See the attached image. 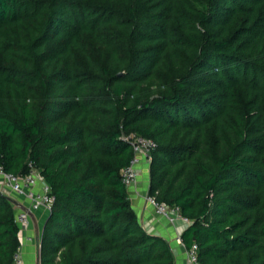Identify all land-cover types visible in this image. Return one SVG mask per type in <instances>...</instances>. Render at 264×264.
<instances>
[{
	"label": "trees",
	"instance_id": "16d2710c",
	"mask_svg": "<svg viewBox=\"0 0 264 264\" xmlns=\"http://www.w3.org/2000/svg\"><path fill=\"white\" fill-rule=\"evenodd\" d=\"M135 136L199 264H264V0H0V168L50 187L39 264H175L122 180Z\"/></svg>",
	"mask_w": 264,
	"mask_h": 264
},
{
	"label": "built area",
	"instance_id": "2783aa9c",
	"mask_svg": "<svg viewBox=\"0 0 264 264\" xmlns=\"http://www.w3.org/2000/svg\"><path fill=\"white\" fill-rule=\"evenodd\" d=\"M155 146V143L148 138L142 136H135L131 140V148L133 150V158L130 163L122 169L121 175L124 184L129 188L137 184L139 177L138 164L143 159L148 165L150 161V150ZM0 177L3 184L16 196L20 197L24 203H21L20 210L15 214V221L24 226L30 223L31 214L39 209L44 208L50 210L53 196L50 193L48 183L40 178L38 174L32 171L25 176H18L15 174L4 172L0 168ZM3 193V191H0ZM145 199L151 203L156 212L165 217L170 223L181 222L187 225L190 220L182 216L177 206H167L164 203H158L152 195L146 193ZM30 239V238H28ZM176 241L183 247L185 254L184 264H199L197 258V245L193 244L190 248H186L182 243L180 236L176 237ZM37 247L40 248V238L37 241ZM14 264H25L19 246L17 253L14 256Z\"/></svg>",
	"mask_w": 264,
	"mask_h": 264
},
{
	"label": "crops",
	"instance_id": "0c3cea01",
	"mask_svg": "<svg viewBox=\"0 0 264 264\" xmlns=\"http://www.w3.org/2000/svg\"><path fill=\"white\" fill-rule=\"evenodd\" d=\"M146 163L143 159L138 164L139 177L135 186L129 187L128 194L131 202V206L134 209L141 225L149 232L158 234L164 237L170 244L174 255L175 264H184L185 254L183 247L178 244L176 237L180 236L185 225L181 222L170 223L165 217L158 214L153 205L146 201L145 195L148 189L147 184L144 183V165ZM148 168V165H147ZM148 176V174H147ZM3 183V182H1ZM2 184H0L1 186ZM3 190L8 188L5 185L1 187ZM9 190V189H8ZM11 192V191H10ZM8 197L17 202L15 213L20 210V204L24 203L20 197L16 196L13 192L5 193ZM48 216V211L44 208H39L31 214V221L29 224L20 226V238H21V254L25 261V264H36L37 257V241L41 238V232L43 224ZM30 238V239H28Z\"/></svg>",
	"mask_w": 264,
	"mask_h": 264
},
{
	"label": "rangeland",
	"instance_id": "374dc122",
	"mask_svg": "<svg viewBox=\"0 0 264 264\" xmlns=\"http://www.w3.org/2000/svg\"><path fill=\"white\" fill-rule=\"evenodd\" d=\"M143 167H144V172H145L144 183H143V184L145 185V184H147V180H148V176H147V174H148L147 164H145ZM139 171H141V170L139 169ZM137 181H138V180H137ZM1 182H3V181H2V178L0 177V184L4 185V184L1 183ZM2 185L0 186V191H3V192H5V193H11V192H12V191L10 192V190H8V189H7V190H3V189L1 188ZM37 250H38V251H37V254H38V252H39V247H37Z\"/></svg>",
	"mask_w": 264,
	"mask_h": 264
},
{
	"label": "water",
	"instance_id": "95a60500",
	"mask_svg": "<svg viewBox=\"0 0 264 264\" xmlns=\"http://www.w3.org/2000/svg\"><path fill=\"white\" fill-rule=\"evenodd\" d=\"M39 262H40V256H39V252H38L37 257H36V264H39Z\"/></svg>",
	"mask_w": 264,
	"mask_h": 264
}]
</instances>
